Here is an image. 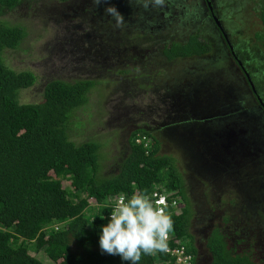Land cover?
<instances>
[{
    "label": "rangeland",
    "instance_id": "1",
    "mask_svg": "<svg viewBox=\"0 0 264 264\" xmlns=\"http://www.w3.org/2000/svg\"><path fill=\"white\" fill-rule=\"evenodd\" d=\"M209 1L227 38L205 0H166L162 9L148 10L136 0H110L124 16L120 28L105 14L109 5L95 0H22L0 14V20L28 28L20 49L4 59L38 78L21 93L22 104L42 103L52 80L100 81L87 106L95 111L93 123L76 115L93 130L74 139L81 143L90 136L101 143L102 176L119 172L134 132L149 131L161 142L162 155L175 158L186 183L198 264H211L207 242L217 229L238 254L264 264V113L234 60L251 62L249 74L264 103V49L256 40L263 31L260 1ZM195 34L213 47L209 56L165 59L166 45Z\"/></svg>",
    "mask_w": 264,
    "mask_h": 264
},
{
    "label": "trees",
    "instance_id": "2",
    "mask_svg": "<svg viewBox=\"0 0 264 264\" xmlns=\"http://www.w3.org/2000/svg\"><path fill=\"white\" fill-rule=\"evenodd\" d=\"M21 1L0 0V14L14 11ZM205 1L209 5L210 1ZM259 1L263 31L256 40L264 49V0ZM209 13L215 15L211 9ZM27 37V27L0 20V264H122L119 256L101 254L100 227L107 223L111 205L120 197L146 193L152 198L157 191L167 196L169 205L178 204L166 209L174 220L168 248H185L192 264H198L199 250L191 232L195 212L175 158L162 155L161 142L141 129L129 138L130 151L121 160L119 172L103 177L101 143L90 136L81 143L74 139L93 130V125L85 127L76 115L94 118L95 111L89 113L87 106L90 108L96 89L100 92V81L52 80L43 89L42 103L22 104L21 93L32 89L38 78L32 72L10 68L4 56L17 52ZM228 48L234 54L230 44ZM212 51L213 47L195 34L185 42L166 45L163 55L173 63L204 58ZM234 60L264 113V103L249 74L251 62L237 56ZM139 137L148 138L149 149L136 143ZM224 222L228 224L229 218ZM207 250L211 264H258L253 256L230 248L219 229L209 237ZM40 253L44 259L38 258ZM140 264L181 263L166 252H156L143 255Z\"/></svg>",
    "mask_w": 264,
    "mask_h": 264
},
{
    "label": "clouds",
    "instance_id": "3",
    "mask_svg": "<svg viewBox=\"0 0 264 264\" xmlns=\"http://www.w3.org/2000/svg\"><path fill=\"white\" fill-rule=\"evenodd\" d=\"M136 2L145 10L162 9L166 5V0ZM95 3L108 4L105 14L113 18L117 28L123 26L124 16L110 0H95ZM136 143L149 149L147 137H139ZM163 204V198L154 202L146 193H133L128 198L120 197L111 205L107 223L100 227L101 254L119 256L122 264H140L143 255L167 252L169 236L174 232V220L166 211L168 207L161 206ZM100 218L105 219L104 216Z\"/></svg>",
    "mask_w": 264,
    "mask_h": 264
},
{
    "label": "built area",
    "instance_id": "4",
    "mask_svg": "<svg viewBox=\"0 0 264 264\" xmlns=\"http://www.w3.org/2000/svg\"><path fill=\"white\" fill-rule=\"evenodd\" d=\"M161 198H163V200H164V204L161 205V206H164V207H169V206L177 207V205H178L176 202H173L172 205H169V203L167 201V197L165 195L161 194L158 191L154 192L153 195H152V199H153L154 202L157 201V200H160ZM166 253L170 254L172 257H176L178 262L181 263V264H192V258L187 256L186 250L183 247L176 248V249H173V250L168 248V251Z\"/></svg>",
    "mask_w": 264,
    "mask_h": 264
},
{
    "label": "water",
    "instance_id": "5",
    "mask_svg": "<svg viewBox=\"0 0 264 264\" xmlns=\"http://www.w3.org/2000/svg\"><path fill=\"white\" fill-rule=\"evenodd\" d=\"M209 7H210L211 11H213V10H212V7H211L210 5H209ZM215 21H216L218 27L220 28V30L222 31V33H223V35H224V38H227V36H226V34H225V32H224V30H223L221 24L219 23V21H218L217 19H215ZM251 85H252V83H251Z\"/></svg>",
    "mask_w": 264,
    "mask_h": 264
},
{
    "label": "flooded vegetation",
    "instance_id": "6",
    "mask_svg": "<svg viewBox=\"0 0 264 264\" xmlns=\"http://www.w3.org/2000/svg\"><path fill=\"white\" fill-rule=\"evenodd\" d=\"M207 3V2H206ZM208 5V4H207ZM209 8V7H208ZM215 15L213 14V15H211V17H212V19H213V21H215V17H214ZM238 119H241L240 117H238ZM141 130V129H140ZM143 130V129H142ZM254 257V256H253Z\"/></svg>",
    "mask_w": 264,
    "mask_h": 264
},
{
    "label": "bare ground",
    "instance_id": "7",
    "mask_svg": "<svg viewBox=\"0 0 264 264\" xmlns=\"http://www.w3.org/2000/svg\"><path fill=\"white\" fill-rule=\"evenodd\" d=\"M13 9V8H12ZM139 125V124H138Z\"/></svg>",
    "mask_w": 264,
    "mask_h": 264
}]
</instances>
